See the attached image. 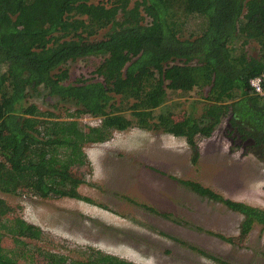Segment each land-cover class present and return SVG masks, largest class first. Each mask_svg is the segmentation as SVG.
Wrapping results in <instances>:
<instances>
[{
    "label": "trees",
    "instance_id": "1",
    "mask_svg": "<svg viewBox=\"0 0 264 264\" xmlns=\"http://www.w3.org/2000/svg\"><path fill=\"white\" fill-rule=\"evenodd\" d=\"M80 58L91 70L72 80L68 63ZM256 76L264 87V0H0V191L93 202L79 192L86 180L74 170L86 163L84 146L129 128L185 138L197 163L200 139L227 118L233 152L243 145L264 152ZM42 88L77 107L69 119L27 103ZM192 92L198 99L187 112ZM84 114L99 123L75 118ZM181 182L242 214L241 236L256 224L264 229L263 208ZM12 210L0 197V264H21L3 246L6 234L21 247L45 235ZM83 253V260L43 255L48 264H136L102 250Z\"/></svg>",
    "mask_w": 264,
    "mask_h": 264
},
{
    "label": "rangeland",
    "instance_id": "2",
    "mask_svg": "<svg viewBox=\"0 0 264 264\" xmlns=\"http://www.w3.org/2000/svg\"><path fill=\"white\" fill-rule=\"evenodd\" d=\"M68 66L72 80L91 70L82 58ZM170 97L177 99L173 93ZM196 97L192 92L185 100L187 112ZM27 103L61 119L77 109L43 88ZM202 107L196 103V115ZM75 118L89 125L100 121L90 114ZM228 124L225 118L211 137L200 139L197 163L185 138L161 130L129 128L115 131L108 141L86 144V163L74 170L86 180L79 192L93 202L41 198L26 189L0 191L13 208L12 217L21 216L45 232L40 240L24 239L28 246L23 247L6 234L3 246L14 249L21 264H48L43 255L48 251L83 260L90 248L136 264H264L261 225L241 236L242 214L181 182L193 180L264 209V152L246 145L233 152Z\"/></svg>",
    "mask_w": 264,
    "mask_h": 264
},
{
    "label": "built area",
    "instance_id": "3",
    "mask_svg": "<svg viewBox=\"0 0 264 264\" xmlns=\"http://www.w3.org/2000/svg\"><path fill=\"white\" fill-rule=\"evenodd\" d=\"M250 83L256 93L264 94L263 79L261 76L252 78Z\"/></svg>",
    "mask_w": 264,
    "mask_h": 264
}]
</instances>
